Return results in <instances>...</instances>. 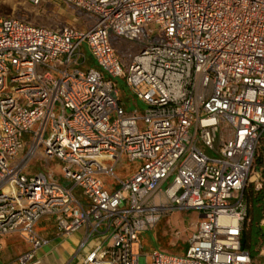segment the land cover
Segmentation results:
<instances>
[{"label": "built area", "instance_id": "1", "mask_svg": "<svg viewBox=\"0 0 264 264\" xmlns=\"http://www.w3.org/2000/svg\"><path fill=\"white\" fill-rule=\"evenodd\" d=\"M64 1L95 24L0 14V236L26 235L19 264L49 244L42 219L95 241L81 264H140L141 233L181 209L199 213L185 252L155 248L146 264H264V0ZM110 32L151 41L125 64ZM120 76L144 113L126 115ZM41 146L62 181L27 173ZM122 156L140 165L109 191L98 174L117 178V163L101 161ZM250 189L262 196L255 256L243 247Z\"/></svg>", "mask_w": 264, "mask_h": 264}, {"label": "rangeland", "instance_id": "2", "mask_svg": "<svg viewBox=\"0 0 264 264\" xmlns=\"http://www.w3.org/2000/svg\"><path fill=\"white\" fill-rule=\"evenodd\" d=\"M0 14L6 17L26 20L35 26H43L52 30L74 28L86 31L97 20V17L93 13L81 10L64 0H41L39 5H33L26 0H0ZM143 36V41H132L110 32L109 40L121 55L125 64H127L136 52L151 41V38L145 32ZM84 49L90 55L86 44H84ZM90 62L92 63L93 60H90ZM92 65H94V62ZM113 80L119 89V100L127 110L126 115H132L134 109H138L139 114L144 113L145 104L127 86L125 76L116 77ZM30 146L31 143H28L26 151ZM46 158L45 147L41 146L36 155L31 158L27 173L47 170L54 175L55 179L62 181L63 164L59 161L46 162ZM21 160L22 156L16 160H12L10 162L11 167H14ZM116 160L117 157H108L101 161L106 167H112L117 163L114 170L117 178L99 174L106 188L113 182L117 183L118 179H126L135 171L138 165V162H132L126 156H122L118 162ZM171 180L172 178L169 182ZM75 193L81 195L82 191L80 188H77ZM194 213L195 210L191 209L176 210V212L164 215L152 230L142 232L139 242L135 246V251L140 255V264H146L148 255L155 248L177 253L185 251L187 248L186 241L193 232V226H190V224L196 218ZM55 227V222L52 220L42 219L37 224L36 230L41 234L50 235L55 230ZM177 230L182 231L179 236L175 233ZM25 237L26 235L21 232L9 233L2 236L6 240V243L9 244L2 253L3 264H19L17 258L31 249V244H29ZM29 264H33V262Z\"/></svg>", "mask_w": 264, "mask_h": 264}, {"label": "crops", "instance_id": "3", "mask_svg": "<svg viewBox=\"0 0 264 264\" xmlns=\"http://www.w3.org/2000/svg\"><path fill=\"white\" fill-rule=\"evenodd\" d=\"M94 66H95V63H94ZM139 165H140V162H138L137 168L139 167ZM137 168L135 169V171L137 170ZM135 171L133 173H135ZM101 175H107V174H101ZM99 176L100 175L98 174V177ZM107 176H110V175H107ZM103 183H104V181H103ZM104 185H105V183H104ZM116 187H117V183H114V182L111 183L109 185V187H107V188L105 185V188L109 191L115 190ZM174 212H176V211H174ZM194 214H195L196 218L190 224V226H193V232L196 230L195 223H197V221L199 219V213L197 211H195ZM177 231H179L180 234L182 232L181 230H177ZM84 233H85L84 230H79V231H77V232H75L69 236H63V235H60L58 233V231L55 227V230L50 235H44L43 234L45 237H47L50 240V242L48 245H46V247L44 246L38 250L37 257H36L37 258L36 261H38V263H36V264H81L83 257L85 256L87 251H89V249L95 243V241L93 240V241H90L85 247H81V242L84 238ZM2 236H0V262L3 264L2 253L4 252L3 250L9 246V244L6 243V240L3 239ZM26 240H27V238H26ZM186 244H187V241H186ZM183 252H185V251H183ZM18 258H17V260H18ZM33 264H35V263H33Z\"/></svg>", "mask_w": 264, "mask_h": 264}, {"label": "trees", "instance_id": "4", "mask_svg": "<svg viewBox=\"0 0 264 264\" xmlns=\"http://www.w3.org/2000/svg\"><path fill=\"white\" fill-rule=\"evenodd\" d=\"M261 198V194H256V192L252 189L248 191L247 200L249 211L248 217L245 221L243 247L247 249L253 256H255L256 239L261 232V228L258 227V223L263 216V211L260 204Z\"/></svg>", "mask_w": 264, "mask_h": 264}, {"label": "water", "instance_id": "5", "mask_svg": "<svg viewBox=\"0 0 264 264\" xmlns=\"http://www.w3.org/2000/svg\"><path fill=\"white\" fill-rule=\"evenodd\" d=\"M262 229L264 230V226L262 227Z\"/></svg>", "mask_w": 264, "mask_h": 264}]
</instances>
